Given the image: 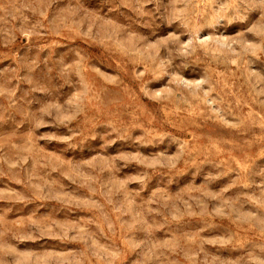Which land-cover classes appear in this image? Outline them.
<instances>
[{"label": "rangeland", "instance_id": "rangeland-1", "mask_svg": "<svg viewBox=\"0 0 264 264\" xmlns=\"http://www.w3.org/2000/svg\"><path fill=\"white\" fill-rule=\"evenodd\" d=\"M0 264H264V0H0Z\"/></svg>", "mask_w": 264, "mask_h": 264}]
</instances>
